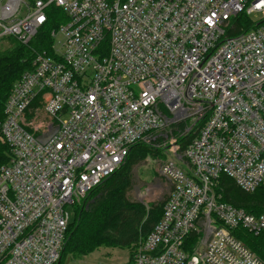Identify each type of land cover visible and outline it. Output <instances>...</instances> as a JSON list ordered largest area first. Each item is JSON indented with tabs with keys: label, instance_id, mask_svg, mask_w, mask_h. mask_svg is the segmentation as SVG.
Instances as JSON below:
<instances>
[{
	"label": "built area",
	"instance_id": "1",
	"mask_svg": "<svg viewBox=\"0 0 264 264\" xmlns=\"http://www.w3.org/2000/svg\"><path fill=\"white\" fill-rule=\"evenodd\" d=\"M50 6L66 21L0 119V264H59L66 206L133 144L163 141L167 196L130 264H264L233 231L264 235V201L248 211L220 185L264 189V0H0V42L26 45ZM173 131L189 136L182 148Z\"/></svg>",
	"mask_w": 264,
	"mask_h": 264
},
{
	"label": "trees",
	"instance_id": "2",
	"mask_svg": "<svg viewBox=\"0 0 264 264\" xmlns=\"http://www.w3.org/2000/svg\"><path fill=\"white\" fill-rule=\"evenodd\" d=\"M46 13V22L26 45L11 37L12 46L0 49V119L3 117V106L10 88L21 73L30 68L34 50L50 47L53 39L49 32L66 21L65 14L59 8L50 6ZM235 20L240 21L245 29L250 25L242 15L236 16ZM188 138L189 136L178 138L180 145L184 146V141ZM149 149L158 151L148 145L133 144L119 168L90 190L81 204L77 205L66 229L59 264L67 254L75 259L81 258L100 247L128 248L130 263L132 250L150 232L162 214V204L152 206L147 211L140 203L127 202L124 196L132 182L129 172L131 163L144 159ZM8 159L9 147L0 140V166L6 164ZM220 184L224 201L242 206L248 211H252L251 204L254 202L258 204L257 211L260 212L264 189L246 193L228 177H221ZM233 231L264 261V235H253L242 227Z\"/></svg>",
	"mask_w": 264,
	"mask_h": 264
},
{
	"label": "rangeland",
	"instance_id": "3",
	"mask_svg": "<svg viewBox=\"0 0 264 264\" xmlns=\"http://www.w3.org/2000/svg\"><path fill=\"white\" fill-rule=\"evenodd\" d=\"M252 21L254 22L253 19ZM239 22L240 21L238 22L236 21L237 24ZM11 42L12 39L10 40V38L7 37L4 38L0 42V49L3 50L6 49L7 47L12 46ZM181 133L173 131L171 134H169V136L175 137L177 142L178 138H181L182 136ZM163 142H161L159 145L157 144L154 145V147L157 148L158 151L149 149V152L147 153L144 159L131 163L129 168L132 182L125 191V195H124L125 199L127 200V202L131 204H135V203L142 204L147 211L152 206H156L159 204H162L163 207L164 201L167 196L166 191L160 190L159 187L157 190V187H155V184H160V186H162V182L160 181L158 177V173L156 171L159 161L165 159L166 156L168 157L171 156V152L168 151V147L164 148L165 145H168V142L167 143H163ZM180 147L182 148V146ZM147 188H151V189L147 192L146 191ZM256 204L257 203L253 202V204L251 205H256ZM76 207L77 205L75 206L67 205L66 209L73 216L74 209ZM129 252L130 250L128 248L100 247L81 258L75 259L70 254H67L62 259L61 264H130L131 261L130 263H128Z\"/></svg>",
	"mask_w": 264,
	"mask_h": 264
},
{
	"label": "bare ground",
	"instance_id": "4",
	"mask_svg": "<svg viewBox=\"0 0 264 264\" xmlns=\"http://www.w3.org/2000/svg\"><path fill=\"white\" fill-rule=\"evenodd\" d=\"M50 33V32H49ZM257 205V204H256Z\"/></svg>",
	"mask_w": 264,
	"mask_h": 264
}]
</instances>
